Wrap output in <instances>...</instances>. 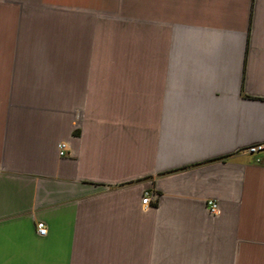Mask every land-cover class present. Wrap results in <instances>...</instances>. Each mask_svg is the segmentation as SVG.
<instances>
[{
    "label": "crops",
    "instance_id": "1",
    "mask_svg": "<svg viewBox=\"0 0 264 264\" xmlns=\"http://www.w3.org/2000/svg\"><path fill=\"white\" fill-rule=\"evenodd\" d=\"M0 264H264V0H0Z\"/></svg>",
    "mask_w": 264,
    "mask_h": 264
},
{
    "label": "built area",
    "instance_id": "2",
    "mask_svg": "<svg viewBox=\"0 0 264 264\" xmlns=\"http://www.w3.org/2000/svg\"><path fill=\"white\" fill-rule=\"evenodd\" d=\"M59 151H60V155H63V151L65 149V145L64 144H60L59 145ZM262 150V146H255V147H251L248 149V151L252 154H255L259 151ZM258 162V160H257ZM158 200V196L153 193V192H146L142 198L141 204L144 208L149 207L151 202H156ZM206 210L208 212V214L212 217H217L220 215V208L218 203L214 202V201H208L206 203ZM46 227L43 223H39L37 225V234L41 237L46 235Z\"/></svg>",
    "mask_w": 264,
    "mask_h": 264
}]
</instances>
